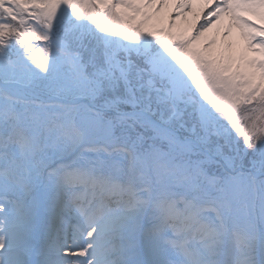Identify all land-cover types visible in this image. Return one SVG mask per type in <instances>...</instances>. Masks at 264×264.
Listing matches in <instances>:
<instances>
[{"label": "snow or ice", "instance_id": "1", "mask_svg": "<svg viewBox=\"0 0 264 264\" xmlns=\"http://www.w3.org/2000/svg\"><path fill=\"white\" fill-rule=\"evenodd\" d=\"M209 2L0 0V264H264V0Z\"/></svg>", "mask_w": 264, "mask_h": 264}, {"label": "bare ground", "instance_id": "2", "mask_svg": "<svg viewBox=\"0 0 264 264\" xmlns=\"http://www.w3.org/2000/svg\"><path fill=\"white\" fill-rule=\"evenodd\" d=\"M193 1L195 2L193 3ZM180 4L182 10L179 11L177 8ZM209 4V0H164L163 6L160 7V0H157V3L153 5L151 9L153 12V20L151 23L152 25L155 24V27L164 29L169 26L170 31H175L176 26L182 24V26L185 28V32L189 31L190 33H193L196 28H199V26L204 23L203 17L205 16V11L203 9ZM157 7H160V11L158 13L156 12ZM186 9L193 11H186ZM173 15L174 17L171 18ZM175 15L178 16L175 17ZM240 15L246 17L248 20L256 24L264 23V21H261L258 15H254L249 12H241ZM213 27H216V30L218 31L216 35L218 36L210 38V35L207 38L206 33H203L201 41H206V43H208V41H213V39L219 38V36H221L220 32H222L224 43L229 46V55L235 57L237 61L238 58L242 56L250 58L257 55L256 53L249 50L243 31L238 30V25L232 19L231 14L224 13L219 18V20H215ZM207 31L211 33L210 29ZM181 34L188 35L183 32Z\"/></svg>", "mask_w": 264, "mask_h": 264}, {"label": "rangeland", "instance_id": "3", "mask_svg": "<svg viewBox=\"0 0 264 264\" xmlns=\"http://www.w3.org/2000/svg\"><path fill=\"white\" fill-rule=\"evenodd\" d=\"M195 1H193V3H194ZM212 7H214V4H212V3H210L209 5H207V7H205L203 10L205 11L204 13H205V16L207 15V13L209 12V11H211V9H212ZM177 10H182V7H181V4L178 6V8H177ZM186 11H193V10H189V9H186ZM178 15H175V17H177ZM204 16V17H205ZM174 17V15L171 17V18H173ZM203 17V18H204ZM175 19V18H174ZM181 19V18H180ZM214 20H215V18H213ZM169 22H170V19H169ZM204 22V21H203ZM155 25V24H154ZM153 25V26H154ZM175 28V27H174ZM165 29H167V30H170V28H169V26L167 27V28H165ZM210 29V31H211V33H209L208 31H206V32H204V33H206V37L208 38V36H210L211 35V37L210 38H213V37H216V36H218V35H216V33H218V31L216 30V27H210L209 28ZM238 30H241V31H243L239 26H238ZM172 32H174V33H177V34H181L182 32L183 33H186V34H188V35H192V34H195V30H194V32L193 33H190L189 31H186L185 32V28L182 26V24L181 25H178V26H176V29H175V31L173 30ZM220 32V31H219ZM221 33V36H219V38H216V39H213V41H215L216 43H215V45L213 46L214 47V49H215V51L218 53V54H223V55H226V56H228L229 55V46H227L225 43H224V39H223V33L222 32H220ZM208 41V40H207ZM202 43H201V45L202 44H204V43H206V41H201ZM209 42H211V41H208V43ZM250 50V49H249ZM253 57V56H252ZM252 57H250V58H252ZM239 59L240 58H238V61H239Z\"/></svg>", "mask_w": 264, "mask_h": 264}]
</instances>
